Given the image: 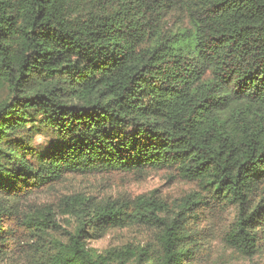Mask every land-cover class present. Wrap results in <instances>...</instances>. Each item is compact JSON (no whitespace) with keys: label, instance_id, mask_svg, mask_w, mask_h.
Returning <instances> with one entry per match:
<instances>
[{"label":"trees","instance_id":"trees-1","mask_svg":"<svg viewBox=\"0 0 264 264\" xmlns=\"http://www.w3.org/2000/svg\"><path fill=\"white\" fill-rule=\"evenodd\" d=\"M146 171L195 189L65 196L64 238L50 206L23 215L67 176ZM211 239L264 253V0H0V258L197 264Z\"/></svg>","mask_w":264,"mask_h":264},{"label":"rangeland","instance_id":"rangeland-1","mask_svg":"<svg viewBox=\"0 0 264 264\" xmlns=\"http://www.w3.org/2000/svg\"><path fill=\"white\" fill-rule=\"evenodd\" d=\"M34 143L44 144V136L39 134L35 136ZM194 189L192 184L177 180L172 173L162 171L67 176L62 181L33 193L24 201L21 208L24 215L36 207L50 206L56 213L57 224L61 229L55 236L64 238L62 230L70 231L75 226L73 219L64 212L62 207L61 199L65 196L80 195L94 198L99 202L103 199L119 197L133 199L156 191V195L161 199L172 202L191 193ZM221 218L227 223L229 222L227 219L230 220L232 216L223 215ZM148 235L149 232L143 228L111 229L101 239L89 240L87 245L97 253H102L108 248L129 243H142ZM211 240L205 257L197 264H264V253L252 259H243L225 249L218 240ZM0 264H26V262L23 256H18L12 259L0 258Z\"/></svg>","mask_w":264,"mask_h":264}]
</instances>
